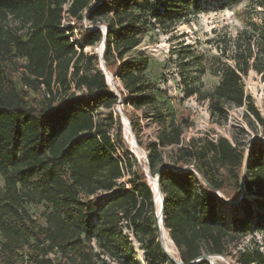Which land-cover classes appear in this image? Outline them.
Instances as JSON below:
<instances>
[{
	"label": "trees",
	"instance_id": "16d2710c",
	"mask_svg": "<svg viewBox=\"0 0 264 264\" xmlns=\"http://www.w3.org/2000/svg\"><path fill=\"white\" fill-rule=\"evenodd\" d=\"M198 3L0 0V264H52L50 255L63 264H137L123 227L143 244L147 264H176L157 242L151 187L123 145L119 117L109 113L97 119L96 113L118 103L135 110L154 107V83L145 75L148 60L130 53L150 30L167 33L189 21ZM246 9L258 22L249 15L234 38L218 34L213 42L219 52L212 68L218 85L206 93L191 88L186 95L198 93L214 121L223 119L227 108H244L262 127L261 139L249 140L246 152L223 137L182 145V128L170 123L154 141L138 143L147 153L150 175H158L162 226L182 264L204 255L227 258L229 244L264 236V120L243 84L250 72L264 83V0H250ZM64 15L93 27L82 33V42L63 27ZM8 16L20 28L5 30ZM102 22L107 30L103 60L121 84L119 97L98 70V57L83 52L102 41L97 27ZM13 59L23 61V76L5 74L4 64ZM41 87L35 107L29 97ZM169 147L176 149L165 162L163 151ZM217 167L236 175L238 193L244 189L240 213L229 221L220 207L232 188ZM99 193L108 196L96 201ZM26 205L47 206L43 225ZM232 258L237 264H264L258 245L236 250Z\"/></svg>",
	"mask_w": 264,
	"mask_h": 264
},
{
	"label": "rangeland",
	"instance_id": "374dc122",
	"mask_svg": "<svg viewBox=\"0 0 264 264\" xmlns=\"http://www.w3.org/2000/svg\"><path fill=\"white\" fill-rule=\"evenodd\" d=\"M198 1L197 9L190 12L189 21L179 23L167 33L159 28L150 30L143 36L140 45L130 53V56L142 55L148 60L145 75L148 80L154 83L153 93L156 97L154 107L135 110L128 105L116 104L110 110H100L96 113L97 119H102L109 113L112 116H118L119 120L122 119L124 129L121 121L120 125L122 127L123 145L130 152L132 160L145 174L149 186L146 177L147 163L145 161L147 153L138 143L146 144L154 141L157 132L170 123L179 125L182 128V145L187 144L190 139L202 138L215 141L217 138L223 137L232 145L238 146L246 152L249 140L261 139L262 127L247 115L244 108H227L225 117L220 121H214L209 117L207 102L199 101L198 93L191 97L186 95L191 88L206 93L212 91L218 85V76L212 74L215 59L219 56V52L215 49L213 43L216 36L220 34L234 38L249 15H252L253 20L258 22V19L253 14H249L246 9L250 0ZM155 2L160 3L161 0H151V4ZM62 25L64 28L69 26L73 30L72 40H77V42H82V33L86 30L85 26H89L84 19L78 23L69 18H65ZM2 26L5 30H15L20 28L21 24L18 20L8 16L3 21ZM97 27L102 30L105 26L102 22ZM18 33L24 36L26 30L23 29ZM99 50L100 44H97L84 48L83 52L85 55H96L98 57ZM23 64V61L15 59L5 63L3 66L5 74H12L15 77L23 76L25 74ZM113 84L116 89H121V84L117 80H113ZM243 84L246 94L251 98L254 107L264 120V83L254 72H250L243 79ZM43 89L44 87H41L40 92H31L32 95L29 98L30 100L31 98L34 99L35 107L40 105ZM127 122H129V125L130 122H133L135 129L132 130L130 125V131ZM111 132L114 135L113 131ZM175 149L171 147L164 149L165 162L169 161L168 155ZM136 151H139L140 157L137 156ZM192 164L188 163L190 167H192ZM217 169L221 175L227 178L232 188L224 196L225 203L220 207L221 216L229 221L232 216L240 213L244 189L242 188V193L236 191L235 182L237 177L234 173L221 167H217ZM150 177L154 180V177L151 175ZM126 179L127 175L122 181L126 182ZM2 186L3 181L0 178V188ZM105 196H108V194L99 193L94 199L99 201ZM248 198L253 200L251 196ZM26 209L39 224H44L43 213L49 211L46 205H26ZM154 219L156 226V213ZM121 231L133 247L135 262L137 264H147L144 252L141 250L143 244L138 242L130 230L123 227ZM157 242L168 259L179 261V253L175 246L172 253H165V245L164 247L161 246L159 234ZM254 245L260 246V250L264 252V236L253 234L240 239L238 242L229 244L228 248L231 255L222 260H215V264H237L232 258L236 250L250 249ZM49 257L53 260L52 264H63L57 255H50Z\"/></svg>",
	"mask_w": 264,
	"mask_h": 264
},
{
	"label": "water",
	"instance_id": "95a60500",
	"mask_svg": "<svg viewBox=\"0 0 264 264\" xmlns=\"http://www.w3.org/2000/svg\"><path fill=\"white\" fill-rule=\"evenodd\" d=\"M106 28L105 29H102V35H103V39L102 41L99 43L100 44V47H101V51L100 53H98V58H99V71L102 73V75L104 76V79H105V83L106 85L116 93L117 97H119L118 93L116 92V87L113 85V83H111L108 78H107V75L110 76L113 79V77L108 73V71L106 70V67H105V62L103 60V51H104V42H105V37H106ZM119 104V103H118ZM120 121H121V125L124 129V126H123V121L122 119L120 118ZM128 123V126H129V129H130V125H129V122ZM131 131V129H130ZM124 133H125V130H124ZM136 157V156H135ZM137 158V157H136ZM145 161L147 162V158L145 157ZM148 175L150 176V170H149V167L147 166V172H146V177L148 178ZM155 181H156V185H157V192L159 194V210L155 211L156 213V225H157V231H158V234H159V239H160V242H161V246L164 247V242H163V238H162V211H163V205H164V198H163V195L161 193V189L159 187V183H158V175H156V177H154ZM149 186V185H148ZM150 187V186H149ZM151 191H152V195H153V203L154 205L156 204V201H155V196H154V193H153V190L152 188H150ZM171 240V239H170ZM172 242V241H171ZM174 245V244H173ZM164 251L165 253H167V251L165 250L164 248ZM222 260L223 257L221 256H212V255H204L196 260H194L191 264H197L198 262L200 261H207L209 264H215V260ZM173 262H175L176 264H182L180 261H177V260H172Z\"/></svg>",
	"mask_w": 264,
	"mask_h": 264
},
{
	"label": "bare ground",
	"instance_id": "6f19581e",
	"mask_svg": "<svg viewBox=\"0 0 264 264\" xmlns=\"http://www.w3.org/2000/svg\"><path fill=\"white\" fill-rule=\"evenodd\" d=\"M104 29V28H103ZM101 51V47H100V50H99V53ZM107 78L108 80L113 83V80L110 76L107 75ZM114 85V84H113ZM131 141V140H130ZM133 143V142H132ZM140 151V150H139ZM139 151H136V154L138 157L141 156V154L139 153ZM148 182L150 184V186L152 187L153 189V193H154V196H155V201H156V204H155V207H156V210L158 211L159 210V194L157 192V185H156V181L155 179L153 180L149 175H148ZM162 238H163V242H164V245H165V249L168 253H172V250H173V243L171 242L170 238H169V235L167 234V232L164 230V228H162Z\"/></svg>",
	"mask_w": 264,
	"mask_h": 264
},
{
	"label": "built area",
	"instance_id": "2783aa9c",
	"mask_svg": "<svg viewBox=\"0 0 264 264\" xmlns=\"http://www.w3.org/2000/svg\"><path fill=\"white\" fill-rule=\"evenodd\" d=\"M66 9V8H65ZM64 17L65 18H68V17H66V15H64ZM85 28H86V30H90V29H93V27L92 26H85ZM118 110H120L119 108H118ZM111 138H113V136H112V134H111ZM147 163V162H146Z\"/></svg>",
	"mask_w": 264,
	"mask_h": 264
}]
</instances>
